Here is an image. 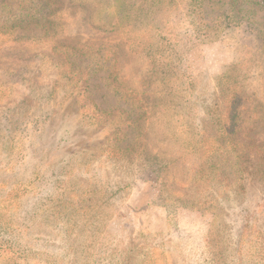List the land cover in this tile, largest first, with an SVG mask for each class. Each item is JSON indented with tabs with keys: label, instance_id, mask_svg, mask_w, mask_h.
Returning a JSON list of instances; mask_svg holds the SVG:
<instances>
[{
	"label": "rangeland",
	"instance_id": "1",
	"mask_svg": "<svg viewBox=\"0 0 264 264\" xmlns=\"http://www.w3.org/2000/svg\"><path fill=\"white\" fill-rule=\"evenodd\" d=\"M93 1L62 0L55 30L34 19L38 26L0 33V264H264V174L241 172L228 156L220 166L232 185L209 187L193 152L207 111L223 105L221 79L255 121L250 135L264 140L258 25L213 30L196 0H173L159 47L118 5ZM57 41L67 47L55 51ZM112 79L148 90L146 157L118 152L137 130L94 114L98 105L136 115L135 97Z\"/></svg>",
	"mask_w": 264,
	"mask_h": 264
},
{
	"label": "trees",
	"instance_id": "2",
	"mask_svg": "<svg viewBox=\"0 0 264 264\" xmlns=\"http://www.w3.org/2000/svg\"><path fill=\"white\" fill-rule=\"evenodd\" d=\"M93 2L97 5H106L108 7L118 5L119 16L124 19H130L129 26L131 28L142 27L141 30H144L147 34L155 33L158 46L162 45L160 37L162 15L166 10L168 11L172 8L173 0H94ZM196 5H198L197 13L201 19L214 22L213 26L210 24L213 30H219L220 28L218 27L221 23L223 26H230L233 22L242 20L255 22L258 25L259 41L264 50V0H196ZM0 6V19H3L0 21V33L22 29L29 26L27 24L30 23H35L38 26L40 22H35L34 19H46L48 23L47 32H49L57 27V22L54 19H56L55 16L63 7V3L62 0H0ZM19 8L24 9V12H21L22 10ZM45 26L47 25L42 24L40 27L45 28ZM206 32L205 34H208L209 31ZM63 47H67L63 42L57 41L53 45L55 51ZM149 48L152 49L151 47ZM94 49L97 48L91 47L88 52H92ZM61 58L66 70L67 68L72 70V65L75 64L74 59L68 56L66 52H61ZM155 58V54L149 55L150 62L154 61ZM74 78L79 79V75H75ZM115 80L112 79V85L125 95L126 99L129 100L128 97L130 95L135 97L136 102L135 104L132 103L136 115H133L131 111L124 110L123 113H120L114 111L116 110L115 108L103 109L98 105L94 109V114L97 119L117 124L115 127L117 130H120L121 127L126 130H137L139 133L135 137V142L123 147L119 145V150H117L119 153L127 152L128 155L146 157L148 153L147 146L144 143L145 137L142 132V126L143 121L146 120L144 118L148 107L141 97L148 90L144 88L142 93H140L139 90L130 89ZM223 83L224 80L221 79L219 81V90L223 101L221 109L215 108V110L207 111V114L210 115L209 124H207L209 129L203 132L201 138L196 137L197 135L194 134L193 139V152L204 158L209 170L206 173H202L199 180H206L209 183V187L211 184L214 186V182L218 184V181H220V186L232 185L230 174H227L226 167L220 166L221 163L226 165L228 162H232V159H228V156H233L236 159V163H240L239 170L241 172L264 174V140L259 141L256 137L250 135L253 130L251 129V123L255 121L242 117L237 89L234 86L227 87ZM156 108L158 107L155 104ZM118 117L119 120L116 121ZM211 130L213 132H210ZM131 133L133 134V132ZM213 135L215 141L209 144L208 138ZM123 136L124 134L117 141L121 140ZM244 148L250 149L247 154L254 152L253 159L244 154ZM114 149L116 151V148ZM245 163H249V165L244 166ZM250 165L253 166L252 169H248ZM237 189L243 191L244 186L239 185Z\"/></svg>",
	"mask_w": 264,
	"mask_h": 264
}]
</instances>
